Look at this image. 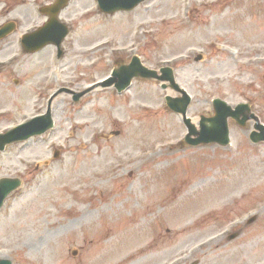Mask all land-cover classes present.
Segmentation results:
<instances>
[{
    "label": "rangeland",
    "instance_id": "1",
    "mask_svg": "<svg viewBox=\"0 0 264 264\" xmlns=\"http://www.w3.org/2000/svg\"><path fill=\"white\" fill-rule=\"evenodd\" d=\"M54 0H0V132L51 108L49 132L0 152L23 186L0 211V257L14 264H264V142L230 119L231 144L191 146L154 79L119 94L94 85L138 53L170 64L197 127L217 97L264 123V0H149L113 15L70 0L64 54L24 52ZM202 55V60L196 58ZM168 83V82H167ZM94 85V86H93ZM170 86V85H169ZM85 91L79 100L74 92ZM57 155V156H56ZM189 214H191L189 216Z\"/></svg>",
    "mask_w": 264,
    "mask_h": 264
},
{
    "label": "water",
    "instance_id": "2",
    "mask_svg": "<svg viewBox=\"0 0 264 264\" xmlns=\"http://www.w3.org/2000/svg\"><path fill=\"white\" fill-rule=\"evenodd\" d=\"M101 9L106 13H116L118 11H130L136 8L140 3L146 0H98ZM68 3V0H58L55 5L47 6L42 11L51 16L50 21L38 29L34 34L27 35L25 38V46L29 51H38L49 43H54L59 49L61 56L62 42L69 33V28L60 22L58 15L61 9ZM7 28L0 29V38L6 35ZM201 56L198 57V60ZM156 79L162 82H170V87L182 93L181 97L167 95L166 101L168 106L180 113L186 126L188 134L186 142L192 146L200 144L217 143L221 146L230 144V127L229 118H233L239 125L245 126L248 121L255 120L256 130L250 136L254 143L264 141V124H262L248 103H240L235 108L222 99L214 100L215 115L212 117H202L199 128L188 117V107L192 101V97L185 90L180 88L176 82L174 69L170 66H164L160 70H155L143 64L141 57L134 55L129 64L121 65L115 68L111 76L100 84L108 87L115 85L119 92L127 90L135 78ZM164 88H168L167 84H163ZM86 92L75 93L74 99L77 101ZM54 127V120L51 109L44 115L31 119L30 121L0 134V151H4L8 144L16 141L26 140L34 135H39ZM22 185L19 178L5 177L0 179V209L5 199L13 191ZM0 264H13L10 259H0Z\"/></svg>",
    "mask_w": 264,
    "mask_h": 264
},
{
    "label": "bare ground",
    "instance_id": "3",
    "mask_svg": "<svg viewBox=\"0 0 264 264\" xmlns=\"http://www.w3.org/2000/svg\"><path fill=\"white\" fill-rule=\"evenodd\" d=\"M191 214H189V216H190Z\"/></svg>",
    "mask_w": 264,
    "mask_h": 264
}]
</instances>
